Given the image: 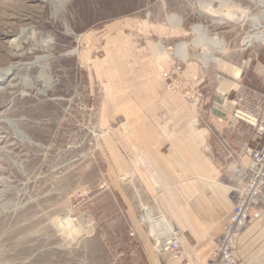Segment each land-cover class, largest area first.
<instances>
[{
  "label": "rangeland",
  "instance_id": "rangeland-1",
  "mask_svg": "<svg viewBox=\"0 0 264 264\" xmlns=\"http://www.w3.org/2000/svg\"><path fill=\"white\" fill-rule=\"evenodd\" d=\"M257 23L264 0H0V66L18 67L0 85V264H206L263 101Z\"/></svg>",
  "mask_w": 264,
  "mask_h": 264
},
{
  "label": "built area",
  "instance_id": "built-area-1",
  "mask_svg": "<svg viewBox=\"0 0 264 264\" xmlns=\"http://www.w3.org/2000/svg\"><path fill=\"white\" fill-rule=\"evenodd\" d=\"M262 100L252 113L251 124L258 138L255 144L248 145L244 153L238 154V161L231 172L233 207L223 232L215 240L208 264H242L236 253L238 239L248 224L261 216L258 209L264 205V95ZM165 243L166 250L180 253L177 233H173Z\"/></svg>",
  "mask_w": 264,
  "mask_h": 264
},
{
  "label": "crops",
  "instance_id": "crops-1",
  "mask_svg": "<svg viewBox=\"0 0 264 264\" xmlns=\"http://www.w3.org/2000/svg\"><path fill=\"white\" fill-rule=\"evenodd\" d=\"M247 135H245L244 138H242L239 142L240 145L243 144L244 147L241 148V153H244L249 145V140L250 141H255L258 138V135L255 134L253 138ZM245 139V140H244ZM232 191L231 189H224L222 188V191H220L219 195L216 197H213L214 203L216 204V211H215V222L217 225L216 232H212L210 222L206 223V229L208 232H212L211 236L217 237L221 235L225 228V224L227 219L229 218V215L231 213V201L233 203V198L231 196ZM220 204L222 205L221 207V212L220 210ZM215 208H212L214 210ZM210 220H214V218H211ZM214 222V221H213ZM257 224H258V218L253 219L250 222V226L247 227L240 235L237 245H236V253L238 257L240 258L242 264H264V261L262 260L263 258L259 259V257L262 256L261 251L258 250L259 244L261 243V238L258 237V231L257 229ZM262 235V234H261ZM264 235V234H263ZM263 257V256H262ZM210 258V257H209ZM207 263L208 264V260ZM200 264V263H198Z\"/></svg>",
  "mask_w": 264,
  "mask_h": 264
},
{
  "label": "bare ground",
  "instance_id": "bare-ground-1",
  "mask_svg": "<svg viewBox=\"0 0 264 264\" xmlns=\"http://www.w3.org/2000/svg\"><path fill=\"white\" fill-rule=\"evenodd\" d=\"M256 25L257 27L255 28V30H253L252 34L248 35L244 39V44L250 45L253 42H264V32L258 29L260 27L259 23H257ZM26 32H28V30L23 31V33H26ZM24 44L25 42L22 41V37L19 35V37H16L13 40L12 46L13 48H15V50H18L19 48L23 47ZM17 54L18 53L15 51L14 56H19V54L18 55ZM17 68L18 67L15 64L7 65V66H0V85H1V82L4 81L3 79H7L13 76L16 73Z\"/></svg>",
  "mask_w": 264,
  "mask_h": 264
}]
</instances>
